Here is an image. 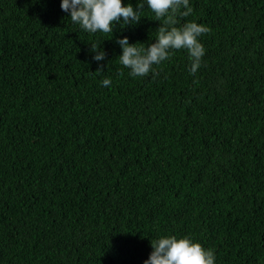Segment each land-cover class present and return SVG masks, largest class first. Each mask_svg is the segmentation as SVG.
<instances>
[{"label":"trees","instance_id":"16d2710c","mask_svg":"<svg viewBox=\"0 0 264 264\" xmlns=\"http://www.w3.org/2000/svg\"><path fill=\"white\" fill-rule=\"evenodd\" d=\"M60 5L0 0V264H144L172 235L264 264V0H189L201 67L145 77L116 41L154 42L147 6L90 34Z\"/></svg>","mask_w":264,"mask_h":264},{"label":"clouds","instance_id":"9594fccd","mask_svg":"<svg viewBox=\"0 0 264 264\" xmlns=\"http://www.w3.org/2000/svg\"><path fill=\"white\" fill-rule=\"evenodd\" d=\"M60 6L62 11L70 13L74 24L90 34L112 33L113 24L120 21L125 25L139 24L142 10L147 6L154 14L153 20L161 22L154 42L147 47H137V43H130L127 36L116 41L122 48L119 63L129 69L132 77H145L150 73L157 75L153 65L171 59L174 50H187L190 74H195L201 67L205 48L199 38L211 29L195 21L177 26L180 18H186L193 12L189 0H141L135 8L129 3L125 5L123 0H61ZM90 51L96 53L93 56L95 61H103L106 57L101 46L94 43H91ZM97 71H103V66ZM111 83L110 78L102 81L105 87ZM151 245L153 251L144 264H215L213 250L205 249L201 243L187 236H162L151 240Z\"/></svg>","mask_w":264,"mask_h":264}]
</instances>
